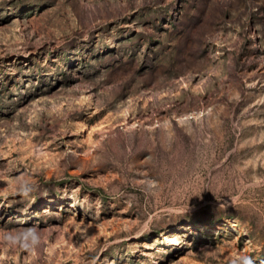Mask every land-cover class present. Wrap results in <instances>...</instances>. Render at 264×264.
Here are the masks:
<instances>
[{
  "label": "rangeland",
  "instance_id": "rangeland-1",
  "mask_svg": "<svg viewBox=\"0 0 264 264\" xmlns=\"http://www.w3.org/2000/svg\"><path fill=\"white\" fill-rule=\"evenodd\" d=\"M32 224L0 264H264V0H0V237Z\"/></svg>",
  "mask_w": 264,
  "mask_h": 264
},
{
  "label": "clouds",
  "instance_id": "clouds-1",
  "mask_svg": "<svg viewBox=\"0 0 264 264\" xmlns=\"http://www.w3.org/2000/svg\"><path fill=\"white\" fill-rule=\"evenodd\" d=\"M35 190V185L28 181H21L17 188V194L24 199H28ZM42 195H46V193H42ZM0 239H4L7 244L15 245L24 251L30 252L39 247L41 243V229L38 225L32 224L10 230L0 237ZM233 264H256V261L251 256L244 255L234 260Z\"/></svg>",
  "mask_w": 264,
  "mask_h": 264
}]
</instances>
